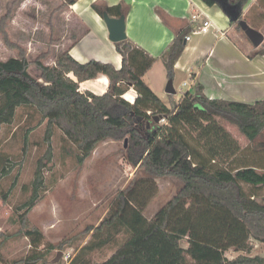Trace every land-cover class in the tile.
<instances>
[{
    "label": "trees",
    "instance_id": "16d2710c",
    "mask_svg": "<svg viewBox=\"0 0 264 264\" xmlns=\"http://www.w3.org/2000/svg\"><path fill=\"white\" fill-rule=\"evenodd\" d=\"M202 1L209 6L218 5L227 15L228 8H237L242 12L241 19L257 27L243 15L249 0ZM263 1L259 0L252 8H261ZM74 2L62 0L58 9ZM13 6L0 19L4 43L19 54L0 60V131L4 125L13 124L19 109H31L41 116L40 124L47 122L46 159H52V128L57 126L77 146L79 165L91 157L101 142L128 139L125 156L137 171L130 184L118 192L72 264H91L84 257L86 254L118 243L121 236L122 242L115 252L93 264H264V255L251 253L253 240L264 244V203L256 199L257 193L244 187V183L263 186L264 171L252 164L223 165L203 154L181 130L182 118L199 106L217 120L235 125L254 142L264 132V99L244 102L211 98L203 84L197 83L193 90L184 93L179 104L169 107L143 78L155 58L128 38L115 42L123 56L120 69L97 59L79 62L69 49L62 51L54 64L44 62L49 51L31 61L26 49L12 41L7 30ZM92 7L101 17L105 11L110 15L124 14L120 5L93 3ZM231 21L241 28L238 20L231 18ZM189 33L187 29L180 32L162 55L168 78L174 79L175 64L186 47L184 41ZM258 54L264 55V45L249 57ZM32 64L39 70L38 75L30 73ZM101 74L110 81L106 93L80 90L81 82ZM130 87L138 93L134 103L123 97ZM161 118L168 122L161 124ZM33 129L27 131V141ZM44 167L41 159L31 183V195L17 208L21 224L18 233L29 237L32 246L24 264H37L44 259L46 253L41 246L55 248L46 241L40 228L29 224V214L45 188ZM12 168H5L4 175L11 173ZM141 169L145 174L140 176ZM169 177L180 180L182 187L152 217H147L144 212L160 190L157 179ZM183 240H187L186 247L181 243ZM230 249L239 254L229 258L226 253ZM0 262L21 261L6 260L0 244Z\"/></svg>",
    "mask_w": 264,
    "mask_h": 264
},
{
    "label": "rangeland",
    "instance_id": "374dc122",
    "mask_svg": "<svg viewBox=\"0 0 264 264\" xmlns=\"http://www.w3.org/2000/svg\"><path fill=\"white\" fill-rule=\"evenodd\" d=\"M13 1L0 0V18L13 6ZM16 2L8 31L11 39L26 49L29 60L33 61L42 52L49 51V56L44 62L54 64L58 54L71 43L70 36L74 38L75 35H81L79 26L75 28L72 24L74 19H70L66 14V7L58 9L62 0ZM260 6V13L256 12L257 8H252L246 17L254 24L257 18L258 29L264 34V1ZM234 27L233 41L242 52H253L260 48H254L244 31L237 25ZM17 52L9 49L2 38L0 39L1 61L17 57ZM29 71L33 75L39 74L33 64ZM154 71L163 77L161 88H157L158 95L169 107L179 104L187 90H193L190 86V76L179 72L173 79L176 94L168 95L165 90L170 78L164 62L159 61ZM184 81L188 85H184ZM195 107L197 109L192 114L182 118L181 128L195 147L223 165L237 167L252 164L258 165L261 168L259 170L264 171V132L252 142L235 125L219 121L199 106ZM40 120L39 114L22 108L19 109L13 124L4 125L0 131L1 252L6 260L21 261L20 264H24V259L31 252L30 238L18 233L21 224L17 219V208L30 197L31 183L42 159L45 163V188L41 191V200L29 214V224L40 228L46 241L52 243L55 248L41 246V250L46 254L37 264H72L89 242L93 228L97 227L108 213L118 192L130 184L137 171L125 156L128 139H108L101 142L91 157L83 165H79L77 146L67 139L57 126L52 128V159H46L49 148L45 139L48 126L46 121L40 124ZM165 122L167 120L160 121L161 124ZM30 128L34 129L27 141L26 134ZM11 166V173L4 175L3 170ZM139 171L140 176L145 174L143 169ZM157 182L160 190L144 212L147 217L154 215L159 207L182 187V182L172 177L159 178ZM244 187L248 192L257 193L256 199L264 203V185L252 187L244 183ZM121 238L122 236L118 243L90 252L84 257L91 264L106 260L118 248L122 242ZM252 242V255L262 254L264 244L255 240ZM59 251L64 254L58 262H54ZM238 254L233 249L228 251L230 258Z\"/></svg>",
    "mask_w": 264,
    "mask_h": 264
},
{
    "label": "crops",
    "instance_id": "0c3cea01",
    "mask_svg": "<svg viewBox=\"0 0 264 264\" xmlns=\"http://www.w3.org/2000/svg\"><path fill=\"white\" fill-rule=\"evenodd\" d=\"M258 1L249 0L243 15L246 16ZM93 3L122 7L126 16L128 39L155 58L143 78L157 94V88H161L163 84V77L157 74V71L153 72V69L159 61H163V53L176 36L187 29L190 30L188 35L191 38L187 40L186 47L175 64L174 74L180 72L182 75H189L193 81L192 87L197 83L203 84L205 93L211 98L244 102L264 99V55L258 54L250 58L249 55L254 51L242 52L236 46L232 37L235 24L217 5L209 6L202 0H75L65 11L70 19H74L73 26H79L81 35L73 34L74 38L70 36L71 43L66 49H69L70 54L79 62L97 59L110 62L118 69L123 65V56L117 51L115 43L109 39L108 27L103 17L93 9ZM256 12L260 13V9L257 8ZM13 16L14 13L8 26L12 23ZM205 20L212 22L207 32L200 29ZM252 24L258 29L259 20L256 18L255 24ZM1 38L3 40V37ZM70 76L76 79L73 74ZM109 83L108 76L101 74L95 79L81 82L80 90L102 95L108 91ZM125 94L132 99L138 96L133 87ZM152 216L153 214L149 218ZM181 243L184 247L188 245L187 240ZM259 255H264V252Z\"/></svg>",
    "mask_w": 264,
    "mask_h": 264
},
{
    "label": "water",
    "instance_id": "95a60500",
    "mask_svg": "<svg viewBox=\"0 0 264 264\" xmlns=\"http://www.w3.org/2000/svg\"><path fill=\"white\" fill-rule=\"evenodd\" d=\"M228 15L235 20H238L241 29L247 35L250 42L253 44L254 47H259L264 42V34L252 27L245 19H241L240 16L242 12L237 8H228L227 10ZM103 19L108 27L109 30V39L112 42H119L126 40L128 38L126 32V16L123 14L119 17L111 16L107 11L103 14ZM187 40L185 39L184 43L186 44ZM166 92L169 94H176V89L174 87L173 79L170 78L168 84L166 86ZM63 252L59 251L54 262H58L61 257L63 256Z\"/></svg>",
    "mask_w": 264,
    "mask_h": 264
},
{
    "label": "built area",
    "instance_id": "2783aa9c",
    "mask_svg": "<svg viewBox=\"0 0 264 264\" xmlns=\"http://www.w3.org/2000/svg\"><path fill=\"white\" fill-rule=\"evenodd\" d=\"M195 18L197 17V16H194ZM212 26V22L210 21V20H205L204 22H203V25L201 26V31H203V32H207L209 29H210V27ZM190 38H191V36L190 35H187L186 36V40H190ZM184 85H188L186 82L184 83ZM190 86L192 87L193 86V81H191V84H190ZM123 97L126 99V100H128L129 102H131V103H134V101H135V99H132L130 96H128L127 94H124L123 95ZM167 119L166 118H161L159 121H166ZM168 122V121H167ZM167 122H165L164 124H166Z\"/></svg>",
    "mask_w": 264,
    "mask_h": 264
}]
</instances>
